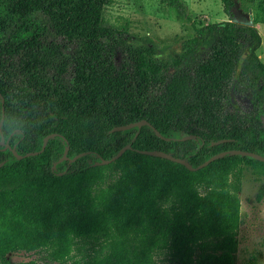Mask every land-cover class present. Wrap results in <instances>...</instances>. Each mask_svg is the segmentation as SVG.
I'll return each mask as SVG.
<instances>
[{"label":"trees","instance_id":"1","mask_svg":"<svg viewBox=\"0 0 264 264\" xmlns=\"http://www.w3.org/2000/svg\"><path fill=\"white\" fill-rule=\"evenodd\" d=\"M113 1L0 0L5 142L24 155L58 134L22 159L0 145V264L18 252L38 258L16 264H237L242 178L248 168L261 180L262 201L264 162L226 155L189 171L140 151L194 167L226 150L264 156V0H221L230 17L256 11L252 25H193L165 56L107 23ZM162 1L190 20L184 0ZM242 89L249 112L234 96ZM142 119L162 137L148 125L111 131ZM66 146L68 158L90 153L58 162Z\"/></svg>","mask_w":264,"mask_h":264},{"label":"rangeland","instance_id":"2","mask_svg":"<svg viewBox=\"0 0 264 264\" xmlns=\"http://www.w3.org/2000/svg\"><path fill=\"white\" fill-rule=\"evenodd\" d=\"M189 14V21L180 20L175 12L162 0H114L106 6L104 15L107 23L114 26L121 36H128L133 42H151L159 55L178 52L182 42L193 32V25H206L226 21L232 17L239 23L251 21L254 10H232L227 16L221 0H184ZM264 43V23L256 24ZM257 54L264 63V44L261 43ZM235 99L242 112L252 108V94L248 89L235 93ZM264 123V115L261 117ZM261 180L255 179L250 169L246 168L240 197L241 221L238 232L239 246L237 264H264V198L256 201ZM35 253L18 252L9 255L13 264L35 260Z\"/></svg>","mask_w":264,"mask_h":264},{"label":"water","instance_id":"3","mask_svg":"<svg viewBox=\"0 0 264 264\" xmlns=\"http://www.w3.org/2000/svg\"><path fill=\"white\" fill-rule=\"evenodd\" d=\"M234 22H238L237 19H233ZM246 25H252V21H251V18L249 19V21H246L245 22ZM0 100H1V103H2V118L0 120V136H1V139H0V145L3 146L2 150H5V149H9L13 155L17 158V159H22L24 157H27V156H33V155H38L40 153H42L47 145V142L50 138H53L55 136H58V134L56 133H53V134H49V135H46L43 139V143H42V147L39 151H34V152H28L24 155H20L16 152L15 150V147H11L7 142H5V138L1 132V126L3 124V116H4V98H3V95L0 93ZM144 125H148L150 126L156 133L157 136L159 137H162V135L160 134V132L155 129L147 120L145 119H142V120H139V121H136V122H131V123H128V124H125V125H118V126H115L111 129L112 132H115V131H122V130H127V129H130V128H134V127H141V126H144ZM64 141H66L65 137L63 136H60ZM195 138L194 135L192 134H183V136L180 138V140H187V139H193ZM225 140H219V141H216V142H212V144H218L220 142H223ZM128 149H131V146L130 145H125L123 146L116 155H114L113 157H111L110 159H104L102 157H99V160L94 162L93 163V166H102V165H108L114 161H116L119 157H121L126 150ZM67 152H68V146H66L64 152H63V155L62 157L58 160V162H61V161H67L68 164H71L73 162H75L77 159H79L80 157H83L87 154H89L90 152L89 151H86V152H81L77 155H75L73 158H68L67 157ZM144 154H147V155H152V156H158V157H163V158H167L173 162H176V163H179L181 165H183L184 167H186L189 171H197L199 169H202L204 167H206L207 165H209L211 162L215 161V160H218L226 155H240V156H248V157H251L255 160H258V161H261V162H264V156L258 154V153H255V152H252V151H245V150H240V149H234V150H226V151H222L220 153H217L213 156H211L209 159H207L206 161H204L203 163H201L200 165L194 167L192 166L186 159H184L183 157H175L174 155L172 154H167L165 152H162V151H157V150H142L140 151ZM58 162H56L55 164H57ZM4 164V162H1L0 163V167ZM54 164V165H55ZM64 172H61L59 174H63Z\"/></svg>","mask_w":264,"mask_h":264},{"label":"crops","instance_id":"4","mask_svg":"<svg viewBox=\"0 0 264 264\" xmlns=\"http://www.w3.org/2000/svg\"><path fill=\"white\" fill-rule=\"evenodd\" d=\"M262 44H264V43H263V39H262Z\"/></svg>","mask_w":264,"mask_h":264}]
</instances>
